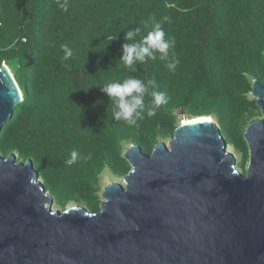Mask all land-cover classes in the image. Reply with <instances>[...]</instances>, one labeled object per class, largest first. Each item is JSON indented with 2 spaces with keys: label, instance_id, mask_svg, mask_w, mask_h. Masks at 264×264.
I'll return each mask as SVG.
<instances>
[{
  "label": "trees",
  "instance_id": "obj_1",
  "mask_svg": "<svg viewBox=\"0 0 264 264\" xmlns=\"http://www.w3.org/2000/svg\"><path fill=\"white\" fill-rule=\"evenodd\" d=\"M65 0H60V3ZM0 0V65L6 62L24 100L0 134L3 156L32 159L51 195L63 207L89 201L99 211L96 184L108 166L116 175L131 169L122 144L146 154L161 135L174 136L176 112L215 116L227 140L248 159L246 116L257 108L248 95L252 82L264 84V0ZM174 39L167 60L127 69L119 57L130 28L141 40L153 20ZM131 43V41H129ZM73 55L64 60L61 45ZM179 61L175 71L166 64ZM154 78L167 103L129 126L113 118V104L101 91L109 81ZM152 97L145 96V103ZM77 161H66L73 151ZM66 209V208H65ZM64 210V209H63Z\"/></svg>",
  "mask_w": 264,
  "mask_h": 264
},
{
  "label": "water",
  "instance_id": "obj_2",
  "mask_svg": "<svg viewBox=\"0 0 264 264\" xmlns=\"http://www.w3.org/2000/svg\"><path fill=\"white\" fill-rule=\"evenodd\" d=\"M250 94L264 112V84ZM23 100L0 65V134ZM200 117L151 154L132 143V169L99 211L55 209L32 159L0 155V264H264V120L245 132L242 173L218 123Z\"/></svg>",
  "mask_w": 264,
  "mask_h": 264
},
{
  "label": "clouds",
  "instance_id": "obj_3",
  "mask_svg": "<svg viewBox=\"0 0 264 264\" xmlns=\"http://www.w3.org/2000/svg\"><path fill=\"white\" fill-rule=\"evenodd\" d=\"M58 6L67 11V0L60 3L57 0ZM153 20L152 30L148 32L141 40L137 41L136 37L140 35L141 28H130L125 36L126 41L121 47V55L119 57L123 65L131 72H136L137 63H146L148 59L155 60L156 53L159 52L161 60H167L169 49L175 47L174 39H166V33L163 28L165 21L171 22L170 17L165 16L162 20L156 21L155 17H150ZM131 41V43L129 42ZM65 55L64 60L72 57L73 52L67 44L61 45ZM179 61L173 56V61L168 62L166 67L170 71H175ZM158 87L154 78H150L145 82L136 77H129L121 81H109L101 86V91L105 93L113 104V118L117 121L123 120L129 126L135 125L138 120L144 118L145 112L149 117L156 114L157 108L167 103L166 94L156 89ZM150 95L152 99L145 103V96ZM78 152L73 151L71 158L66 163L71 166L77 161Z\"/></svg>",
  "mask_w": 264,
  "mask_h": 264
},
{
  "label": "rangeland",
  "instance_id": "obj_4",
  "mask_svg": "<svg viewBox=\"0 0 264 264\" xmlns=\"http://www.w3.org/2000/svg\"><path fill=\"white\" fill-rule=\"evenodd\" d=\"M2 64H6L8 65L6 62H3ZM9 68L11 69L13 75H15V70L13 69L12 66L8 65ZM248 97L251 100H256L255 97H253L251 94L248 95ZM178 118H177V124L179 125L183 119V117L186 115L184 114L183 110H179L176 112ZM190 117V116H189ZM210 117V116H209ZM213 119H215V121H217L215 116H211ZM264 120V112L262 111L261 107L257 106V108L252 109L249 113H247L246 116V123H245V132L247 130V128L254 122L257 120ZM172 136L171 135H161L155 142V145L152 147V150L156 147L157 144L161 143V142H166L169 143L170 140H172ZM246 140V139H245ZM132 144V142H124L122 144V155L124 157V153L125 151L129 148V146ZM249 149V147H248ZM228 151L233 153L235 155V157L237 158V166L238 169L242 172L245 173L246 169L249 166L250 163V151L248 152V159L245 162L243 160V153L232 143V141L228 140ZM17 158L18 155L17 153H14ZM0 155L3 156V154L0 152ZM125 158V157H124ZM19 160V159H18ZM129 164V168L132 169V164L128 161ZM35 165V164H34ZM124 175H116L115 173L112 172V170L107 166L102 174L100 175L98 182L96 184V188H97V193L95 194V197L97 198V200L95 199V201L99 202V207L101 209V204L103 203V201H105V198L103 197V193H104V189L105 187L110 183V182H122L124 179ZM40 181L44 183V181H46V178L41 177L40 175ZM49 192V191H48ZM50 193V192H49ZM51 194V193H50ZM54 198V208L55 209H65V208H69L72 206H82L86 209H88L89 211H94L93 209H91V203L89 201H85V200H78L75 199L71 202H69L66 207H63L62 205H60L58 203L57 197L55 195H52Z\"/></svg>",
  "mask_w": 264,
  "mask_h": 264
},
{
  "label": "bare ground",
  "instance_id": "obj_5",
  "mask_svg": "<svg viewBox=\"0 0 264 264\" xmlns=\"http://www.w3.org/2000/svg\"><path fill=\"white\" fill-rule=\"evenodd\" d=\"M207 117H208L209 119H211V117H209V116H207ZM199 118H201V119H199V120H204V117H199ZM192 119H195V118H194V117H189V116L185 115V116L183 117L181 123H183V124H187V123L191 122ZM123 177H125V176H123Z\"/></svg>",
  "mask_w": 264,
  "mask_h": 264
}]
</instances>
